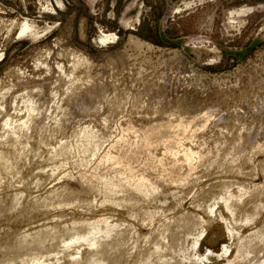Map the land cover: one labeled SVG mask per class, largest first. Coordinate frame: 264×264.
<instances>
[{
  "label": "bare ground",
  "instance_id": "6f19581e",
  "mask_svg": "<svg viewBox=\"0 0 264 264\" xmlns=\"http://www.w3.org/2000/svg\"><path fill=\"white\" fill-rule=\"evenodd\" d=\"M33 27L24 18L18 34ZM113 38L103 34L101 41ZM50 54V48L33 53L36 79L11 66L0 78V218L29 222L37 213L52 221L1 234L0 264H264V137L256 123L210 144L202 135L212 119L208 108L124 119L128 94L91 72L93 58L74 47L53 61ZM125 54H105L104 65L119 74L128 68ZM256 98L255 106L264 107L263 94ZM147 101L140 99L141 108ZM160 104L150 100L147 112L165 113ZM74 112L88 119L72 121ZM29 156L37 157L38 171L26 183ZM211 168L215 182L199 191L200 174ZM44 173L60 182L25 205ZM184 194L203 215L181 209ZM213 218L228 243L199 252Z\"/></svg>",
  "mask_w": 264,
  "mask_h": 264
},
{
  "label": "rangeland",
  "instance_id": "374dc122",
  "mask_svg": "<svg viewBox=\"0 0 264 264\" xmlns=\"http://www.w3.org/2000/svg\"><path fill=\"white\" fill-rule=\"evenodd\" d=\"M24 18L34 27L19 35L17 24ZM0 19V50L4 53L0 78L11 66L36 79L33 73L40 69L33 68L35 51L50 48L49 60L53 61L59 58L58 52L74 47L93 58L91 72L100 73L104 85L114 84L128 94L124 119L147 121L164 114L175 118L183 110L208 108L213 124L209 122L202 135L210 144L233 137L238 128L253 123L258 137H264V107L255 106L256 97L264 96V0H0ZM9 21L14 22L10 25ZM103 34L114 38L101 41ZM130 35L149 46L137 48L128 40ZM120 50L126 53L128 68L115 75L104 65L103 56ZM143 98L148 100L144 109L140 103ZM153 99H160L159 106L165 113L147 112ZM102 107L99 114L104 115L106 104ZM112 118L119 116L114 113ZM81 119L88 116L74 112L72 121ZM221 145L229 147L228 142ZM29 157V164L22 170L23 176H28L26 183L30 182L31 172L38 171L37 157ZM213 173L215 169L211 168L209 173L200 174L196 185L199 191L215 182ZM253 176L255 182L261 180L259 175ZM43 180L39 188L29 185L32 191L25 205L60 182L45 173ZM6 192L1 195L4 201L9 197ZM183 197L181 209L203 215L201 208L191 204L189 194ZM36 214L29 222L0 218V235L52 222ZM60 218L55 220L68 216ZM226 237L223 226L213 218L199 252L205 248L218 250L223 242L228 243Z\"/></svg>",
  "mask_w": 264,
  "mask_h": 264
}]
</instances>
